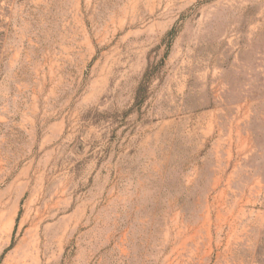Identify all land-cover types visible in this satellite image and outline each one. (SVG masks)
Instances as JSON below:
<instances>
[{
  "label": "rangeland",
  "instance_id": "374dc122",
  "mask_svg": "<svg viewBox=\"0 0 264 264\" xmlns=\"http://www.w3.org/2000/svg\"><path fill=\"white\" fill-rule=\"evenodd\" d=\"M0 264H264V0H0Z\"/></svg>",
  "mask_w": 264,
  "mask_h": 264
},
{
  "label": "trees",
  "instance_id": "16d2710c",
  "mask_svg": "<svg viewBox=\"0 0 264 264\" xmlns=\"http://www.w3.org/2000/svg\"><path fill=\"white\" fill-rule=\"evenodd\" d=\"M173 34H174V30H171L166 34V37L170 38L173 36ZM155 70H156V66H150L146 68L142 76V79L136 89V93H135V104L136 105H139L140 103L143 102L148 82L151 80L152 76L154 75Z\"/></svg>",
  "mask_w": 264,
  "mask_h": 264
}]
</instances>
